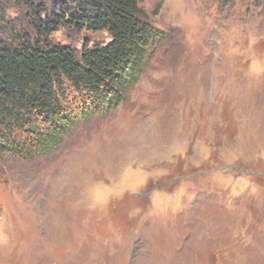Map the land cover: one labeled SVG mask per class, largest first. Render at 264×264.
Instances as JSON below:
<instances>
[{"label": "rangeland", "instance_id": "374dc122", "mask_svg": "<svg viewBox=\"0 0 264 264\" xmlns=\"http://www.w3.org/2000/svg\"><path fill=\"white\" fill-rule=\"evenodd\" d=\"M142 7L165 40L124 100L0 161V264H264V0Z\"/></svg>", "mask_w": 264, "mask_h": 264}, {"label": "trees", "instance_id": "16d2710c", "mask_svg": "<svg viewBox=\"0 0 264 264\" xmlns=\"http://www.w3.org/2000/svg\"><path fill=\"white\" fill-rule=\"evenodd\" d=\"M143 1L0 0V161L53 155L124 100L165 40ZM62 29L108 40L76 47L54 40Z\"/></svg>", "mask_w": 264, "mask_h": 264}]
</instances>
